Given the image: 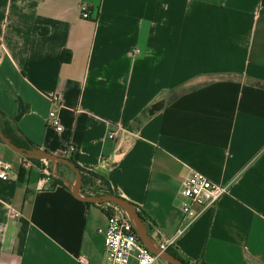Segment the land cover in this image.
Listing matches in <instances>:
<instances>
[{
  "label": "crops",
  "instance_id": "obj_1",
  "mask_svg": "<svg viewBox=\"0 0 264 264\" xmlns=\"http://www.w3.org/2000/svg\"><path fill=\"white\" fill-rule=\"evenodd\" d=\"M18 101L23 136L105 178L153 243L264 264V0H0V111ZM23 160L0 140L13 174L0 179V264H104L106 202L76 198L70 169L46 183ZM191 170L229 192L183 228Z\"/></svg>",
  "mask_w": 264,
  "mask_h": 264
},
{
  "label": "built area",
  "instance_id": "obj_2",
  "mask_svg": "<svg viewBox=\"0 0 264 264\" xmlns=\"http://www.w3.org/2000/svg\"><path fill=\"white\" fill-rule=\"evenodd\" d=\"M81 17L88 18L89 11L85 6L81 7ZM136 53L137 50H134ZM61 95H52V102L60 105ZM48 124L56 130L61 131L62 126L57 118H50ZM116 131H108L107 137L113 140ZM35 164L28 158L22 161V170H29L36 166L42 175L41 181L51 183L53 179L60 177V166L58 163L39 159ZM13 174L8 162L0 161V179L10 180ZM229 192V186L211 180L205 174L191 170L184 179L178 193V206L183 214L184 225L187 227L208 206H212L222 196ZM106 213V224L99 228L98 232L103 235V258L104 264H159L161 258L152 253L142 242L138 229L130 214L115 202H106L104 207ZM159 251H165V244H155ZM77 264H88L84 255L76 256Z\"/></svg>",
  "mask_w": 264,
  "mask_h": 264
},
{
  "label": "water",
  "instance_id": "obj_3",
  "mask_svg": "<svg viewBox=\"0 0 264 264\" xmlns=\"http://www.w3.org/2000/svg\"><path fill=\"white\" fill-rule=\"evenodd\" d=\"M162 105L161 102L156 103L152 105V107L149 110V114H151L154 110L160 108ZM0 140L11 150L17 152L24 158L28 159H44L55 163H61L66 165L74 174H75V184L73 187V195L76 198H79L85 202H91V203H98V202H106V201H112L120 206H122L132 217L138 232L140 234L141 240L143 244L154 254L158 255L161 260L170 263V264H185L183 263L179 258L163 251L157 250L154 245L152 244V240L150 239L146 225L144 223V220L142 218V215L138 211L137 207L131 203L130 201L121 198L120 196H117L115 194H100V195H81V185H82V176L80 173V170L78 167L73 164L70 159L65 157H60L57 155H54L46 150L42 149H28V148H22L14 144L7 136L3 134V132L0 130Z\"/></svg>",
  "mask_w": 264,
  "mask_h": 264
},
{
  "label": "trees",
  "instance_id": "obj_4",
  "mask_svg": "<svg viewBox=\"0 0 264 264\" xmlns=\"http://www.w3.org/2000/svg\"><path fill=\"white\" fill-rule=\"evenodd\" d=\"M68 55L69 54L62 55V60H68ZM27 108L28 107L24 106L21 101H18V111H17L16 115H14L13 117H8L0 111V130L3 132V134L5 136H7L14 144H16L19 147L28 148V149H41L40 146L34 144L33 142H31L30 140L25 138L17 127L18 119L20 118L22 113H24L26 111ZM68 159H70V161L73 164H75L78 167V169L80 170V173L82 176L81 192L84 195H100V194H107V193L113 194L111 192L109 185L107 184L105 178H103L102 176L95 174L91 171L80 168L78 166V164H76L71 157H69ZM30 160L32 162H34L35 164L40 163L39 159H30ZM58 165L68 168L66 165L61 164V163H58ZM53 181H54V179L52 180V182ZM56 183H60V181H58ZM54 184L55 183H53L52 185H54ZM90 189L91 190L94 189V191L93 190L90 191ZM23 235H24V227L22 226L20 229V232H19V245L20 246L22 243ZM165 252L179 258L185 264H204L200 261H196V262L186 261V260L182 259L177 254V252L175 250H173L172 248L167 247ZM167 264H170V263H167Z\"/></svg>",
  "mask_w": 264,
  "mask_h": 264
},
{
  "label": "rangeland",
  "instance_id": "obj_5",
  "mask_svg": "<svg viewBox=\"0 0 264 264\" xmlns=\"http://www.w3.org/2000/svg\"><path fill=\"white\" fill-rule=\"evenodd\" d=\"M92 190L94 191V189H92ZM92 190L90 189V191H92ZM95 191H96V190H95ZM106 202H110V203H111L112 201H106ZM143 219H144V218H143ZM144 221H145V219H144ZM146 229H147V233L149 234V232H150L149 227L146 226ZM159 264H167V262L161 260Z\"/></svg>",
  "mask_w": 264,
  "mask_h": 264
}]
</instances>
